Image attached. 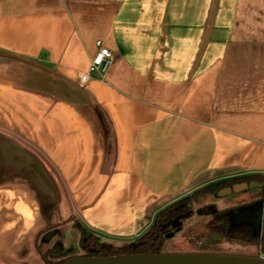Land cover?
Masks as SVG:
<instances>
[{
	"label": "crops",
	"instance_id": "crops-1",
	"mask_svg": "<svg viewBox=\"0 0 264 264\" xmlns=\"http://www.w3.org/2000/svg\"><path fill=\"white\" fill-rule=\"evenodd\" d=\"M98 40L114 63L82 85ZM0 138L4 183L38 197L42 226L78 220L108 244L264 175V0H0ZM3 232L9 258L43 264L36 235Z\"/></svg>",
	"mask_w": 264,
	"mask_h": 264
},
{
	"label": "rangeland",
	"instance_id": "rangeland-1",
	"mask_svg": "<svg viewBox=\"0 0 264 264\" xmlns=\"http://www.w3.org/2000/svg\"><path fill=\"white\" fill-rule=\"evenodd\" d=\"M0 138V145L3 143ZM4 160L3 153H0V235L3 231L14 230L21 240L29 235H36L38 246L45 252L48 249L61 248L68 257H83L85 254L81 232L75 227L78 220H67L62 224L51 227H44L40 223L39 199L35 194L25 191L15 190V185L4 183ZM37 188L36 184H32ZM41 193V192H40ZM261 193V189H247L241 192H232L229 195L220 197L213 194H205L197 198L192 203V211L189 215L181 219V230L175 233L172 239H168L167 248L163 250L166 254L176 253H195L209 255H235L260 257L264 255V247L248 245L245 243L229 241L224 237V231L220 224L216 223L211 216L200 212L206 206L211 205L214 209L224 211L234 209V213L239 210L254 207L257 203L253 202ZM42 198V194L40 196ZM254 213H252V216ZM73 221V223H72ZM57 222V221H56ZM72 223V224H71ZM67 224V225H65ZM64 225V226H62ZM55 226H62L57 235L52 237L50 242H45L43 233ZM12 228V229H11ZM45 235V234H44ZM104 238H99V241ZM112 245L121 246L125 241L108 240ZM21 242V241H20ZM1 246V242H0ZM6 249V248H5ZM4 247H0V264H29L21 259L8 257ZM7 256V257H6Z\"/></svg>",
	"mask_w": 264,
	"mask_h": 264
},
{
	"label": "trees",
	"instance_id": "trees-1",
	"mask_svg": "<svg viewBox=\"0 0 264 264\" xmlns=\"http://www.w3.org/2000/svg\"><path fill=\"white\" fill-rule=\"evenodd\" d=\"M264 182V175L255 174L239 178L227 179L208 185L199 191L182 198L170 206L160 211L154 218L151 228L137 240L126 242L121 246L104 243L88 232L81 224L76 223L75 227L81 232L85 254L83 257H112L131 254H166L163 252L167 248V236L174 231V223L180 221L192 211L194 200L205 194L217 195L224 188L233 187L241 183ZM202 211L212 216L217 221H223L226 228V238L231 241L241 242L248 245L264 247V236L259 231L249 225H234L231 222L230 209L219 211L211 205L206 206ZM62 259L57 263H62Z\"/></svg>",
	"mask_w": 264,
	"mask_h": 264
},
{
	"label": "water",
	"instance_id": "water-1",
	"mask_svg": "<svg viewBox=\"0 0 264 264\" xmlns=\"http://www.w3.org/2000/svg\"><path fill=\"white\" fill-rule=\"evenodd\" d=\"M25 157L26 170L33 175L42 187L52 188L47 175L38 162L28 153H25ZM255 188L264 190V182L252 181L250 183L237 184L233 187L222 189L217 195L224 197L234 191L241 192ZM252 213H254L253 216ZM234 214L236 216V224H251L256 231H259L264 236V200L254 207L236 211ZM173 236L174 234L172 233L167 238L170 239ZM55 264H264V260L259 257L248 256L176 253L131 254L112 257H72L62 263Z\"/></svg>",
	"mask_w": 264,
	"mask_h": 264
},
{
	"label": "built area",
	"instance_id": "built-area-1",
	"mask_svg": "<svg viewBox=\"0 0 264 264\" xmlns=\"http://www.w3.org/2000/svg\"><path fill=\"white\" fill-rule=\"evenodd\" d=\"M95 46L96 53L92 58L88 73L79 76V82L82 85L87 84L91 80L92 75H100L102 78H105L114 63L113 52L102 40H98ZM259 258L264 260V255H260Z\"/></svg>",
	"mask_w": 264,
	"mask_h": 264
},
{
	"label": "flooded vegetation",
	"instance_id": "flooded-vegetation-1",
	"mask_svg": "<svg viewBox=\"0 0 264 264\" xmlns=\"http://www.w3.org/2000/svg\"><path fill=\"white\" fill-rule=\"evenodd\" d=\"M229 188V187H228ZM225 189V188H224ZM264 200V190H262L261 189V193H260V195L253 201V202H255V203H261V201H263ZM256 204V205H257ZM229 210V209H228ZM200 212H202V214H205L202 210L200 211ZM230 216H231V222H233V224L235 225L236 223H235V221H236V216H235V214H234V209H230ZM205 215H207V214H205ZM207 216H210V215H207ZM245 216V215H244ZM244 216H243V218H244ZM212 217V216H211ZM213 218V217H212ZM214 219V218H213ZM181 221V220H180ZM180 221H177V222H175L174 223V227H175V229H174V231L173 232H171L170 234H175V233H178L180 230H181V223H180ZM214 221L216 222V223H218V224H220L221 225V227H222V229H223V231H224V237L226 238V228H225V223L223 222V221H217V220H215L214 219ZM242 221V220H241ZM236 225H238V224H236ZM243 225V224H242ZM244 225H249L250 227H252V228H254V226L253 225H251V224H244ZM51 231V229L50 230H48L47 232H45V233H43V235L45 234H48L49 232ZM43 239V238H42ZM170 239H172V238H170ZM227 239V238H226ZM44 240V239H43ZM227 240H229V239H227ZM229 241H231V240H229ZM236 242V241H235ZM241 243V242H240ZM38 250V252L40 253V255H41V258H42V261H43V264H55V263H57V262H59V261H61L62 259H69V258H72V257H68V256H66V252H64L63 251V249H61V248H56V249H48L47 251H45V252H43L41 249H40V247L37 249Z\"/></svg>",
	"mask_w": 264,
	"mask_h": 264
}]
</instances>
